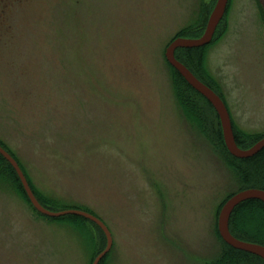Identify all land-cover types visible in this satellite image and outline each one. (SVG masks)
Listing matches in <instances>:
<instances>
[{
	"label": "rangeland",
	"instance_id": "obj_1",
	"mask_svg": "<svg viewBox=\"0 0 264 264\" xmlns=\"http://www.w3.org/2000/svg\"><path fill=\"white\" fill-rule=\"evenodd\" d=\"M215 3L0 0V144L47 209L102 220L112 245L100 264H211L222 254L218 213L241 184L214 114L200 99L204 127L181 113L164 56L181 31L203 33ZM203 60L234 126L264 135V0H228ZM5 166L0 264H92L106 246L101 229L40 214ZM246 231L264 237L254 223Z\"/></svg>",
	"mask_w": 264,
	"mask_h": 264
},
{
	"label": "trees",
	"instance_id": "obj_2",
	"mask_svg": "<svg viewBox=\"0 0 264 264\" xmlns=\"http://www.w3.org/2000/svg\"><path fill=\"white\" fill-rule=\"evenodd\" d=\"M188 34H189L188 29H186L181 31L179 34H177L176 37L198 38L201 36L202 33L199 35H188ZM204 47L178 48L175 51V57L178 61H180L183 65H185L197 79H199L202 83L210 87L223 100V97H221V95L218 93V91H216V89H213L214 87L210 84L207 78L201 73L202 65L204 61L203 60ZM169 67L172 71V81H173L172 85H173L174 96L177 100V104L181 113L184 114L185 116H190L194 121L195 120L199 121L200 126H202L203 124L204 127V121L202 120L203 117L201 116V113L198 111L197 105L195 103V99H200L204 103V105L214 114L217 122V130L215 136L222 150V154L224 156L227 165L236 172L239 178L241 184V188L239 189V191L249 188L260 189L264 191V148H262L259 152L248 158H236L232 156L227 151L224 145L219 118L215 110L213 109L212 105L200 93H198L195 89H193L185 81V79L179 74V72H177L170 65ZM232 126H233V133L236 144L243 149L251 147L255 142H257L259 139H261L264 136V135L246 136L244 133L239 131L234 126L233 122H232ZM1 146L3 147V145ZM3 163H5L6 166L2 170L3 171L2 177L9 179L12 182L14 189L31 205L30 201L28 200L23 190V187L20 183V180L16 172L14 171L12 166L0 155V164ZM29 184L38 201L45 208H49L47 207L48 206L47 202L41 199L40 196L34 191L30 182ZM233 194L234 193H231L227 197V199ZM227 199H225L223 203ZM52 219L61 220V221L66 220L71 223H81L84 220L89 221L83 217L76 215H65ZM250 222L254 223L255 225H257V227H259L261 230L264 231V202L257 199L246 200L235 207L229 219V230L233 236L244 241L258 243L264 246V237L261 238L258 235H256L254 232L250 233L246 231L247 225H249ZM223 246L224 248L221 256L211 264H245L250 261H257L259 263L264 264V261L261 258L253 254L247 253L245 251L237 250L227 245L224 241H223ZM104 257L100 260L99 264L103 261Z\"/></svg>",
	"mask_w": 264,
	"mask_h": 264
},
{
	"label": "water",
	"instance_id": "obj_3",
	"mask_svg": "<svg viewBox=\"0 0 264 264\" xmlns=\"http://www.w3.org/2000/svg\"><path fill=\"white\" fill-rule=\"evenodd\" d=\"M227 3L228 0H216V3L208 17L205 29L201 36L198 38L175 37L166 47L164 56L166 62L177 72H179V74L185 79V81L212 105L219 118L223 142L227 151L236 158H248L259 152L262 148H264V136L257 142H255L251 147L246 149L240 148L236 144L233 133L232 121L224 101L210 87H208L199 79H197L191 73V71L180 61H178L175 57V51L178 48L203 47L212 41L215 31L225 14ZM0 155L12 166V168L16 172L28 200L37 212L51 218H58L65 215L80 216L93 222L101 229V231L106 237V246L104 250L101 251L92 261V264H99L100 260L109 252L112 245L111 234L107 226L102 222V220H100L98 217L91 214L90 212H86L79 209L71 208L61 211H51L45 208L38 201L35 194L33 193V190L16 159L13 158L12 155L1 145ZM250 199H257L264 202V191L260 189L249 188L240 190L230 196L223 203L219 210L217 218V231L220 238L227 245L237 250L253 254L264 261L263 245L238 239L233 236L229 230V219L235 207L240 203Z\"/></svg>",
	"mask_w": 264,
	"mask_h": 264
}]
</instances>
